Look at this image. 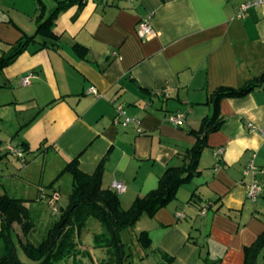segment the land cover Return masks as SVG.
Here are the masks:
<instances>
[{
	"label": "crops",
	"instance_id": "obj_1",
	"mask_svg": "<svg viewBox=\"0 0 264 264\" xmlns=\"http://www.w3.org/2000/svg\"><path fill=\"white\" fill-rule=\"evenodd\" d=\"M42 1L46 13L56 4ZM243 1L85 0L64 9L55 23L58 48L35 50L37 44H30L0 69V106H10L18 117L15 147L25 149V163L34 155L21 173H30L42 160L36 193H4L34 202L46 183L51 188L46 199L54 193L60 199L62 178L71 191L73 178L65 167L74 158L90 173L103 165L104 187L117 190L113 183L122 181L125 189L117 191L124 207L157 187L167 166L181 164L196 142L191 130L212 115L211 94L223 86L239 88L264 73V3L240 17ZM40 2L0 0V57L24 32L36 30ZM147 15L154 32L141 37L139 22ZM76 44L87 51L79 52ZM29 72L36 76L24 84ZM90 86L101 95L87 92ZM118 105L140 120L143 133L135 123L116 121ZM176 112L185 113L183 123L167 119ZM219 116L198 174L165 206L141 217L142 230L151 236L149 247L160 254L157 264H245V247L264 231V195L257 201L247 195L254 177L264 181V85L222 97ZM250 163L255 168L246 174ZM22 178L37 183L32 175ZM195 189L200 196L193 203ZM14 229L26 239L35 224L27 236L18 222Z\"/></svg>",
	"mask_w": 264,
	"mask_h": 264
},
{
	"label": "trees",
	"instance_id": "obj_2",
	"mask_svg": "<svg viewBox=\"0 0 264 264\" xmlns=\"http://www.w3.org/2000/svg\"><path fill=\"white\" fill-rule=\"evenodd\" d=\"M40 12L36 16V30L25 33L12 45L9 51L0 57V69L11 63L16 57L36 43L35 50L60 46V35L55 31L58 15L72 3L85 0H56L55 7L46 13V4L40 0ZM80 52L87 51L81 44L75 45ZM264 85V73L246 82L239 88L219 87L210 96L214 110L212 115L203 118L198 129L191 132L197 136L196 142L185 151L181 164H170L162 175L159 185L144 195H138L129 207H124L117 190L103 186V165L90 173L80 168L78 159L68 161L65 170L72 174L73 185L68 194L67 205L60 206L59 216L48 228L46 235L39 241H32L18 235V243L25 254L36 264H81V257L90 254L85 249L84 231L90 219L101 222V230L94 233V246L104 251L98 262L91 256L90 264H122L131 254L127 251L121 238V230L134 226L144 215H153L156 210L165 206L176 196L178 188L190 181L199 172L200 155L208 146V134L217 130L222 118L219 116V101L224 96H241L257 86ZM1 142V140H0ZM26 143V142H25ZM22 150V149H21ZM25 150V149H23ZM22 150V151H23ZM26 161V158L23 160ZM199 192L195 189L190 202L199 200ZM206 205V204H205ZM202 205L200 208H202ZM0 214L3 221L0 226V264H29L22 260L18 253L17 242L13 235L14 222L21 225L24 236L33 229L29 206L25 198L0 194ZM140 242L149 247L151 236L148 230H141ZM264 249V231L251 244L245 247V264H256L259 253Z\"/></svg>",
	"mask_w": 264,
	"mask_h": 264
},
{
	"label": "rangeland",
	"instance_id": "obj_3",
	"mask_svg": "<svg viewBox=\"0 0 264 264\" xmlns=\"http://www.w3.org/2000/svg\"><path fill=\"white\" fill-rule=\"evenodd\" d=\"M55 7V4H54ZM53 7V8H54ZM52 10V9H51ZM49 11V13L51 12ZM37 26V25H36ZM35 31V29H34ZM33 31V32H34ZM32 32V33H33ZM6 95L9 94L8 91L5 92ZM2 96L0 92V97ZM16 112H13V109L10 106H0V128H3L0 131V137L3 138L0 142V194L4 192H8L10 194H22L25 193H36L39 189L38 187L41 185L38 181L40 165L41 162H37L33 165V168L30 170V173L25 171V173H21V170L27 166V164L32 163L34 160V155L27 156L29 162L25 163L22 157H17L14 152L8 148V145L16 146L17 140L20 138L16 135L15 127L18 122V117L14 116ZM4 117L6 119L5 124L3 125L1 122V118ZM7 151V152H5ZM24 153V152H23ZM32 162H31V161ZM52 163L48 164L47 176L49 175ZM52 167H55L54 165ZM56 170V167H55ZM32 175L34 180H37V183H30V181H24L22 177ZM60 180L61 186L58 185L60 192V199L57 201L59 207L67 205L69 198L68 193L70 190L69 183H66L65 178ZM29 182V183H28ZM35 186V188H30ZM50 187L45 183L41 195L42 197L38 198V200L32 202L30 199L26 201L27 205L31 211V218L35 224L34 232L28 235V238L32 241H39L43 238V235L46 234L47 226H49L50 222L56 218H58L59 214L54 212L53 204L49 203L46 199L45 192L50 191ZM37 196V195H36ZM142 218H140L134 226L126 227L121 230V238L125 242L127 251L131 252L127 259L123 261L122 264H157L160 259V254L153 251L152 247L144 246L140 240L138 239L139 233L142 230L141 224ZM2 223V217L0 215V226ZM143 226V224H142ZM101 230V222L96 219H90L88 221L87 228L84 231L83 239L85 240V245L83 246L85 249L89 250L90 254H86V256H81V264H90L91 256L94 257V260L98 262L102 256H104V251L100 248H96L94 246V233ZM13 235L17 242L18 253L23 261L29 264H36V261L30 259L18 243V236L15 229H13ZM69 264H73L72 259ZM257 264H264V250L261 251L257 257Z\"/></svg>",
	"mask_w": 264,
	"mask_h": 264
},
{
	"label": "built area",
	"instance_id": "obj_4",
	"mask_svg": "<svg viewBox=\"0 0 264 264\" xmlns=\"http://www.w3.org/2000/svg\"><path fill=\"white\" fill-rule=\"evenodd\" d=\"M106 1H109V0H106ZM263 3H264V0H244L242 3H240L238 5L237 16L244 17L247 14V11L249 10L250 7L255 6V5H262ZM153 32H154V27H153L152 22H151V15H147V16L143 17L139 22L138 34L141 37H149ZM35 76H36V74L34 72L26 73L22 77V82L24 84H28L31 82V80ZM87 92L93 93L96 95H101L100 91L95 86H90L87 89ZM157 93L160 95H163V94H168V91H166L164 89H158ZM117 111H118V114L116 116V121H122V123L124 125H127L128 123H135L137 125V130L141 133L144 132V129L140 126V120L136 116L129 115L123 105H118ZM120 117H122V119ZM167 119L169 121H171L172 123L181 124L185 120V113H183V112L171 113L168 115ZM9 148L15 154L22 157L23 160L25 159V155L21 149L16 148L12 145H10ZM222 151H223V148L220 147L219 149L216 150V153L219 154ZM254 168H255V165L253 163H250V165H248L246 167L245 173L246 174L251 173V171L254 170ZM113 185L119 191H122L125 189V184L122 181H115L113 183ZM247 195L252 200L257 201L261 196L264 195V181L256 179L254 177L247 184ZM58 200H59V193H54L49 198L50 203L53 204L55 212H57L59 209V205L57 203ZM208 206H209V204L204 205L201 208L200 212L204 213L207 210ZM177 215L180 217L185 216V212L184 211H178Z\"/></svg>",
	"mask_w": 264,
	"mask_h": 264
},
{
	"label": "water",
	"instance_id": "obj_5",
	"mask_svg": "<svg viewBox=\"0 0 264 264\" xmlns=\"http://www.w3.org/2000/svg\"><path fill=\"white\" fill-rule=\"evenodd\" d=\"M256 264H257V261H256Z\"/></svg>",
	"mask_w": 264,
	"mask_h": 264
}]
</instances>
